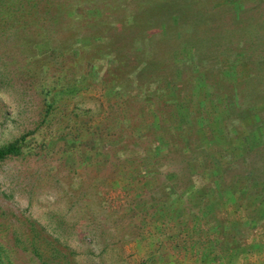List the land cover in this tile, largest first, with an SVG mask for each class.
<instances>
[{"label":"rangeland","instance_id":"rangeland-1","mask_svg":"<svg viewBox=\"0 0 264 264\" xmlns=\"http://www.w3.org/2000/svg\"><path fill=\"white\" fill-rule=\"evenodd\" d=\"M63 1L133 21L48 70L42 119L0 16V144L31 130L0 162V264H264V0Z\"/></svg>","mask_w":264,"mask_h":264},{"label":"trees","instance_id":"trees-1","mask_svg":"<svg viewBox=\"0 0 264 264\" xmlns=\"http://www.w3.org/2000/svg\"><path fill=\"white\" fill-rule=\"evenodd\" d=\"M70 2H68V4ZM49 4L56 6L57 11H49L48 8H46ZM109 6H112V4ZM107 8H96L95 10L97 11L95 12L98 15V18L94 20L92 16L97 15L90 14L88 12L89 8L86 9L81 7V4L78 2H76V4H72L71 2L69 10L66 11L67 7L65 6L63 0H0V16L11 18L12 25L10 24L9 26H12L13 29H17L18 31L20 30L22 32L21 35H19L20 33H17V37L15 36V39H12V44H10L9 51H18L19 54L25 56L26 60L23 64L24 72H31L27 73L26 77H28L29 83L33 85L34 90L43 97L42 103L44 107L42 119L46 117L51 111L53 100H55L54 96L59 94L58 90H62L64 88L62 86L64 83L59 85L56 89L52 88L55 87L54 85H49V79L47 78L48 70L51 69V67H58V70H60V68L62 70H66L67 67L65 64L67 62L70 63L87 56V53L89 52L88 49L91 46V44H87L86 42V40L89 38V35L96 38L95 40L100 39V37H106L103 33L104 29L100 27V21L105 26L110 25L111 28H123L122 25H131L133 21L132 16L123 18L122 21L118 20L117 22H110L107 19ZM66 13L67 15H70V20L72 19L74 22L79 24H84L88 21V19H90V23L87 24L90 25L94 30L86 34L80 32L82 29L81 27H74L72 30H67L68 33H66L63 31V29L65 30L64 25L63 27H60V24H62L63 21L59 22V19H62ZM136 17L138 20V15L135 16V18ZM55 19L57 22H54ZM30 28L39 30L37 32H30ZM100 29H102V36L100 34ZM95 31H97L96 35L93 34ZM13 33L14 35L16 34L15 32ZM33 33H35V35ZM56 37L57 39H54ZM33 69L34 71L32 73ZM61 72L62 71L59 73L61 74ZM120 87L121 85L118 88ZM136 88H139L136 93L139 94L141 92L139 95L141 97L142 93L144 92V90L141 88V84L138 83ZM123 89H121V92H125V89ZM133 89H135V86L129 88L128 90L131 91ZM52 91L54 92L53 94L51 93ZM144 127L148 131L150 130L151 125L145 123ZM30 133L31 130L22 133L11 141L0 144V162L6 158L22 154V152L27 149L25 141L26 136ZM31 150L32 147L28 145V151ZM196 161L197 162H195L194 165H187V168L192 169L198 166L199 160H197V158ZM144 172V174H147V171ZM164 173L165 174L163 176L165 177L167 173ZM173 198H178V195ZM186 199L187 201L190 200V198L187 197ZM161 206L162 208L164 207V205ZM154 254L155 253L153 252L148 253L147 256L142 259V264H146L149 260H151Z\"/></svg>","mask_w":264,"mask_h":264}]
</instances>
